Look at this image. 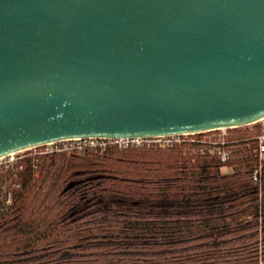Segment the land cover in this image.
I'll list each match as a JSON object with an SVG mask.
<instances>
[{
    "label": "water",
    "instance_id": "obj_1",
    "mask_svg": "<svg viewBox=\"0 0 264 264\" xmlns=\"http://www.w3.org/2000/svg\"><path fill=\"white\" fill-rule=\"evenodd\" d=\"M262 119L264 0H0V158Z\"/></svg>",
    "mask_w": 264,
    "mask_h": 264
},
{
    "label": "trees",
    "instance_id": "obj_2",
    "mask_svg": "<svg viewBox=\"0 0 264 264\" xmlns=\"http://www.w3.org/2000/svg\"><path fill=\"white\" fill-rule=\"evenodd\" d=\"M259 131L228 129L225 162L199 152L202 135L25 158L0 209V264H264Z\"/></svg>",
    "mask_w": 264,
    "mask_h": 264
},
{
    "label": "built area",
    "instance_id": "obj_3",
    "mask_svg": "<svg viewBox=\"0 0 264 264\" xmlns=\"http://www.w3.org/2000/svg\"><path fill=\"white\" fill-rule=\"evenodd\" d=\"M259 125L260 131L255 135L254 139L256 141V155L258 159V167L253 173V180L259 183L261 176L262 162L264 160V119L248 126ZM240 127V128H244ZM238 129V128H235ZM228 129L214 130L205 133L182 135V136H171V137H156V138H135V139H94L85 138L79 140L63 141L58 143H50L44 146H39L26 151H22L15 154H10L5 157L0 158V209H5L12 202L13 188L17 184L13 182L16 178L18 171L22 169V162L25 158H32L37 156H43L47 154H52L56 152H68L71 150L83 151L85 149H99L105 150L108 146L117 145L118 147H127L129 145L135 147L141 146H160L168 147L175 143H180L184 139L190 136L202 135V139L197 141L202 146L199 150L200 153L204 154L209 152L215 154L219 157L221 162H225L230 154V150L223 149L226 143L225 133ZM192 142H195L191 139ZM207 146V148H206ZM33 152V153H31ZM34 163V160L32 161ZM16 164V166H14ZM261 264V262H260Z\"/></svg>",
    "mask_w": 264,
    "mask_h": 264
},
{
    "label": "rangeland",
    "instance_id": "obj_4",
    "mask_svg": "<svg viewBox=\"0 0 264 264\" xmlns=\"http://www.w3.org/2000/svg\"><path fill=\"white\" fill-rule=\"evenodd\" d=\"M225 134H226V133H225ZM31 153H33V152H31ZM47 155H49V154H47ZM47 155L37 156V157H32V158H31V163H32L33 160H36V159H38V158H40V157H45V156H47ZM14 166H16V164H15ZM103 200H104V201H107L106 198L103 199ZM111 205H112V204H111Z\"/></svg>",
    "mask_w": 264,
    "mask_h": 264
}]
</instances>
